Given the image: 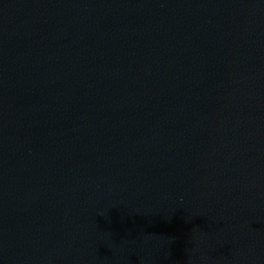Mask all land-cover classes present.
<instances>
[{
	"label": "water",
	"instance_id": "95a60500",
	"mask_svg": "<svg viewBox=\"0 0 264 264\" xmlns=\"http://www.w3.org/2000/svg\"><path fill=\"white\" fill-rule=\"evenodd\" d=\"M0 264H264V0H0Z\"/></svg>",
	"mask_w": 264,
	"mask_h": 264
}]
</instances>
